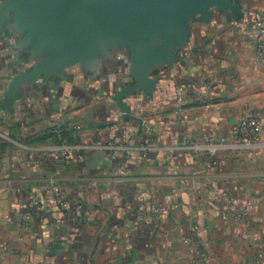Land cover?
<instances>
[{"label":"crops","instance_id":"0c3cea01","mask_svg":"<svg viewBox=\"0 0 264 264\" xmlns=\"http://www.w3.org/2000/svg\"><path fill=\"white\" fill-rule=\"evenodd\" d=\"M261 16L264 0H0V264H198L196 225L207 264H264V147L202 148L248 111L264 142ZM199 77L204 96L177 102ZM227 191L249 224L222 218Z\"/></svg>","mask_w":264,"mask_h":264},{"label":"built area","instance_id":"2783aa9c","mask_svg":"<svg viewBox=\"0 0 264 264\" xmlns=\"http://www.w3.org/2000/svg\"><path fill=\"white\" fill-rule=\"evenodd\" d=\"M254 29L256 32V49L261 55H264V16L257 17L254 22ZM210 88L209 83L199 77L191 78L185 83H182L175 87V98L177 102L183 103L187 96H194L196 99H201L205 92ZM262 116L254 111H248L243 119L240 121L233 141L227 142L224 137H218L214 133H208L205 137V144L203 150L206 154L212 158H215L220 149L230 148L239 150H248L259 147H264L262 141ZM66 157H74L75 152L72 149H66ZM55 192L58 197V203L60 208L64 211L70 210L73 206V210L76 213H84L85 207L82 202L72 203L60 188H56ZM174 208H179V204L175 199L171 201ZM140 208L144 211H148L152 214H160L167 211V208L160 204H153L150 207H146L141 204ZM222 218L228 223H243L249 224L251 216L249 213V206L239 193L227 191L224 196V205L221 211ZM197 240V254L198 264H207L205 238L202 234V228L199 225L194 227Z\"/></svg>","mask_w":264,"mask_h":264}]
</instances>
